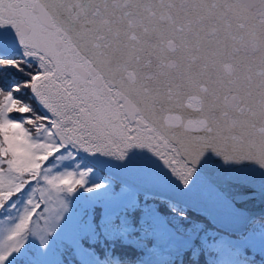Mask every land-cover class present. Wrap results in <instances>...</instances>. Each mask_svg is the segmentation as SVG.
I'll return each mask as SVG.
<instances>
[{"label": "snow or ice", "instance_id": "snow-or-ice-1", "mask_svg": "<svg viewBox=\"0 0 264 264\" xmlns=\"http://www.w3.org/2000/svg\"><path fill=\"white\" fill-rule=\"evenodd\" d=\"M264 0H0V264H264Z\"/></svg>", "mask_w": 264, "mask_h": 264}, {"label": "water", "instance_id": "water-1", "mask_svg": "<svg viewBox=\"0 0 264 264\" xmlns=\"http://www.w3.org/2000/svg\"><path fill=\"white\" fill-rule=\"evenodd\" d=\"M250 207L258 210L261 207H264V205H261V203L259 201H256L255 204L250 205Z\"/></svg>", "mask_w": 264, "mask_h": 264}]
</instances>
